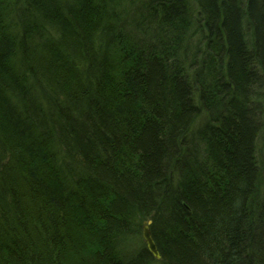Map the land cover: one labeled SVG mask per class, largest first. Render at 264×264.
<instances>
[{
  "label": "trees",
  "instance_id": "16d2710c",
  "mask_svg": "<svg viewBox=\"0 0 264 264\" xmlns=\"http://www.w3.org/2000/svg\"><path fill=\"white\" fill-rule=\"evenodd\" d=\"M263 116L264 0H0V264H264Z\"/></svg>",
  "mask_w": 264,
  "mask_h": 264
},
{
  "label": "water",
  "instance_id": "95a60500",
  "mask_svg": "<svg viewBox=\"0 0 264 264\" xmlns=\"http://www.w3.org/2000/svg\"><path fill=\"white\" fill-rule=\"evenodd\" d=\"M150 223H145L144 227H143V237L147 243V248L148 250L152 253V255L154 257H156L157 259H159L161 257L160 252L158 250V247L153 239V236L151 234V230H150Z\"/></svg>",
  "mask_w": 264,
  "mask_h": 264
},
{
  "label": "rangeland",
  "instance_id": "374dc122",
  "mask_svg": "<svg viewBox=\"0 0 264 264\" xmlns=\"http://www.w3.org/2000/svg\"><path fill=\"white\" fill-rule=\"evenodd\" d=\"M222 111V110H221ZM262 118V117H261ZM263 118H264V116H263ZM263 118H262V122L264 123V121H263ZM264 125V124H263ZM261 126V125H260ZM262 127V126H261ZM263 128H264V126H263ZM258 144H260L259 146H260V148L262 149V150H260V155H261V158L262 159H264V131L263 132H261V137H260V139L258 140ZM179 159H181V156H179ZM262 180V179H261ZM142 236V235H141ZM142 240H143V242H145V240H144V238H143V236H142ZM146 243V242H145ZM139 244L136 242H134V241H129L128 242V244H127V246H126V249H127V251H129V252H132L133 251V249H135L137 246H138Z\"/></svg>",
  "mask_w": 264,
  "mask_h": 264
},
{
  "label": "bare ground",
  "instance_id": "6f19581e",
  "mask_svg": "<svg viewBox=\"0 0 264 264\" xmlns=\"http://www.w3.org/2000/svg\"><path fill=\"white\" fill-rule=\"evenodd\" d=\"M22 177L24 176H16V178L11 182V189H12V193H13V197L15 196V198H18L17 193L20 191V185H17V183L22 179ZM7 187V186H6ZM7 195H11V193L8 191L7 189ZM144 223H151V221H145ZM18 224H20V221L18 222ZM8 231V227H3L0 228V232H4L7 233ZM143 231V230H142ZM3 238V237H2ZM58 260V259H56Z\"/></svg>",
  "mask_w": 264,
  "mask_h": 264
}]
</instances>
